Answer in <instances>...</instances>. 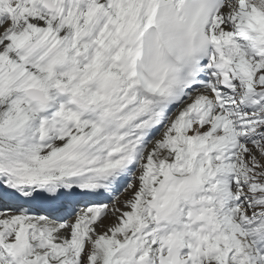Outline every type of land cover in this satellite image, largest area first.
I'll list each match as a JSON object with an SVG mask.
<instances>
[{"label":"snow or ice","instance_id":"6c2138e0","mask_svg":"<svg viewBox=\"0 0 264 264\" xmlns=\"http://www.w3.org/2000/svg\"><path fill=\"white\" fill-rule=\"evenodd\" d=\"M0 264H264V0H0Z\"/></svg>","mask_w":264,"mask_h":264}]
</instances>
